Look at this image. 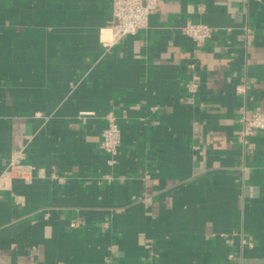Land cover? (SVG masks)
<instances>
[{"label": "crops", "instance_id": "crops-1", "mask_svg": "<svg viewBox=\"0 0 264 264\" xmlns=\"http://www.w3.org/2000/svg\"><path fill=\"white\" fill-rule=\"evenodd\" d=\"M0 0V264H264V0ZM187 22L213 29L202 47ZM121 130L101 148L107 116Z\"/></svg>", "mask_w": 264, "mask_h": 264}, {"label": "built area", "instance_id": "built-area-1", "mask_svg": "<svg viewBox=\"0 0 264 264\" xmlns=\"http://www.w3.org/2000/svg\"><path fill=\"white\" fill-rule=\"evenodd\" d=\"M165 0H112V20L110 28L113 43L127 36L136 35L147 26L150 15L159 9ZM183 33L190 37L198 47H202L212 37L213 29L204 23L187 22ZM239 138L246 142L257 132L264 130V111H252L241 119ZM101 148L110 155L118 153L121 144V130L118 119L107 116V127L103 131ZM23 154L15 152L7 168L0 174V193L10 188L16 178L28 180L32 168L22 163Z\"/></svg>", "mask_w": 264, "mask_h": 264}]
</instances>
